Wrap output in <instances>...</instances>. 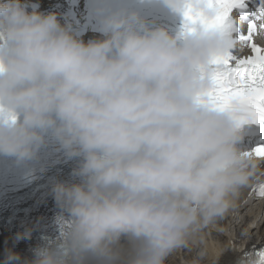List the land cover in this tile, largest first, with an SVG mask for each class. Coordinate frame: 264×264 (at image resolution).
<instances>
[{
  "label": "clouds",
  "instance_id": "1",
  "mask_svg": "<svg viewBox=\"0 0 264 264\" xmlns=\"http://www.w3.org/2000/svg\"><path fill=\"white\" fill-rule=\"evenodd\" d=\"M164 2L182 15L189 6ZM193 7L215 15L202 0ZM104 31L85 44L55 14L0 2V154L33 159L51 133L82 158L83 182L53 188L69 217L61 240L23 264H165L242 190L264 185V162L237 146L238 114L207 103L229 37L205 27L171 36L135 14L113 15ZM20 260L8 250L4 264Z\"/></svg>",
  "mask_w": 264,
  "mask_h": 264
},
{
  "label": "snow or ice",
  "instance_id": "2",
  "mask_svg": "<svg viewBox=\"0 0 264 264\" xmlns=\"http://www.w3.org/2000/svg\"><path fill=\"white\" fill-rule=\"evenodd\" d=\"M201 2V0H197ZM215 12L211 20L188 0L185 9L184 28L194 32L200 27L212 28L229 37L230 50L211 62L210 72L213 87L207 94L212 107L232 110L238 122L245 124L264 123V47L255 43V36L264 32V0H259L254 10L248 8V0H202ZM238 10L241 24L247 25L245 35L232 19L233 10ZM246 45L251 55L241 57L236 53ZM264 160V143L245 153ZM257 198H264V185L252 188ZM264 260V256H262Z\"/></svg>",
  "mask_w": 264,
  "mask_h": 264
},
{
  "label": "bare ground",
  "instance_id": "3",
  "mask_svg": "<svg viewBox=\"0 0 264 264\" xmlns=\"http://www.w3.org/2000/svg\"><path fill=\"white\" fill-rule=\"evenodd\" d=\"M248 206V189H244L226 213L203 226L187 245L175 249L165 264H229L230 248L237 242L264 243V220L259 209L247 210ZM7 246V241H0V264H4Z\"/></svg>",
  "mask_w": 264,
  "mask_h": 264
},
{
  "label": "rangeland",
  "instance_id": "4",
  "mask_svg": "<svg viewBox=\"0 0 264 264\" xmlns=\"http://www.w3.org/2000/svg\"><path fill=\"white\" fill-rule=\"evenodd\" d=\"M177 262H178V259H177Z\"/></svg>",
  "mask_w": 264,
  "mask_h": 264
}]
</instances>
